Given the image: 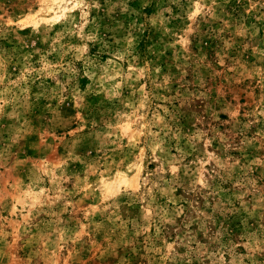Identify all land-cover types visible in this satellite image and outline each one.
<instances>
[{"label": "rangeland", "instance_id": "374dc122", "mask_svg": "<svg viewBox=\"0 0 264 264\" xmlns=\"http://www.w3.org/2000/svg\"><path fill=\"white\" fill-rule=\"evenodd\" d=\"M0 264H264V0H0Z\"/></svg>", "mask_w": 264, "mask_h": 264}]
</instances>
